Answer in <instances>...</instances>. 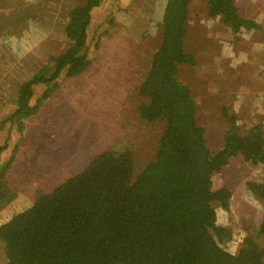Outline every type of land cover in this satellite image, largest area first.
<instances>
[{
	"label": "trees",
	"instance_id": "trees-1",
	"mask_svg": "<svg viewBox=\"0 0 264 264\" xmlns=\"http://www.w3.org/2000/svg\"><path fill=\"white\" fill-rule=\"evenodd\" d=\"M109 1L82 0L79 6L70 5L65 27L72 40L68 48L45 63L31 65L32 75L24 77L18 92L9 90L15 85L12 80L0 89V97L5 90L18 105L0 120V137L8 123L13 129H24L25 120L40 110L62 75H79L93 65L102 42L100 38L90 47L91 16ZM129 1L132 11L136 10L135 0ZM206 1L208 15L220 21L199 25L201 33L192 32L188 22L193 0H162L164 26L158 31L151 29L152 20L142 18L151 23L147 36L153 35V40L156 34L161 40L154 42L153 61L140 89L143 99L137 106L145 120H166L154 157L137 172L134 152L114 145L97 152L82 170L61 176L54 188L39 191L26 207L1 215L0 258L7 264H264V220L246 231L235 252L234 233L220 223L221 210L232 211V191L226 185L216 187L214 180L238 154L254 165L264 164V117L243 126L240 107L222 95L226 144L213 153L207 128L197 119L192 89L179 76L183 64H198V47L189 50L191 35L202 36L207 27L215 33L225 26L228 33L254 37L260 32L263 39L264 26L242 14L237 0ZM124 9L123 4L117 7ZM115 18H110L111 26ZM250 64L258 68L257 62ZM43 82L53 83L42 99L33 101L34 86ZM9 146L8 142L0 145L1 213L15 197L6 173L12 161L2 155ZM22 147L16 142L12 155L20 154ZM248 189L251 197L264 200V182L251 181Z\"/></svg>",
	"mask_w": 264,
	"mask_h": 264
},
{
	"label": "rangeland",
	"instance_id": "rangeland-1",
	"mask_svg": "<svg viewBox=\"0 0 264 264\" xmlns=\"http://www.w3.org/2000/svg\"><path fill=\"white\" fill-rule=\"evenodd\" d=\"M82 0H0V80L4 77V85L0 83V89L5 83L12 80L10 91L18 92V85L24 81V77H31L29 68L35 63H45L48 58L65 51L71 43L65 30L69 8L79 6ZM135 0L133 10L129 7V0H110L93 11L90 21L88 38H92L91 46L101 37L107 39L108 46L101 47L95 52L94 58L99 52L114 54L113 58L106 55L99 56L95 66L89 69L94 75L84 84L80 81L68 80L72 77L62 75L57 88L47 96L50 85L54 82L36 84L33 90V101L46 99L42 102L40 110L25 120L26 127L22 130L7 124L0 137V145L6 142L10 144L2 155L8 156L12 163L6 169L9 187L13 189L15 197L1 215L12 213L15 210L26 207L32 202L39 191L54 188L57 180L67 175L82 170L97 152L104 151L114 145L130 148L135 155L137 172L142 169L143 161L152 159L156 151V140L160 133H164L166 120L151 122L137 114L138 103L126 106L122 97L128 98V91H120L103 84L112 82L110 77L117 57L119 61L133 62L136 68L135 74L147 73L152 63L153 51L147 45L146 39L141 42V35L137 27L144 17L152 18V25L159 22L162 0ZM121 4L125 9L118 11ZM240 10L250 17L258 19L264 26V0H237ZM128 12L127 17L119 13ZM116 15L115 23L129 26V30L115 32L111 28L110 18ZM147 19V20H148ZM134 21L136 24H134ZM218 18L208 15L206 0H193L190 5L189 26L191 31L202 32L203 25H216ZM131 25V26H130ZM111 29L107 34L104 31ZM202 36L193 35L198 42H206L211 45L209 50L217 51L222 41H242V44L234 43L223 47L221 52L229 62L227 72L215 74L214 77H206L199 73L192 64H187L193 70H184L180 78L191 87L195 99L199 91L206 94H217L219 100V120L226 123L220 115L221 96L227 94L225 99L239 106V114L243 126L254 122L259 113L264 114V38L260 32H255L254 37L243 33H228L225 26L217 28H205ZM104 33V35H103ZM119 36V38H117ZM157 37V35H154ZM137 37L138 51L136 48L119 45L117 49L114 42L129 41ZM215 41V43H210ZM242 45V46H241ZM246 45V46H244ZM132 49L134 54L132 53ZM200 50L207 56L206 48ZM93 50H91L92 52ZM116 52V53H115ZM197 53V50H196ZM262 55V56H261ZM221 57V56H220ZM3 59V62H1ZM16 59V60H15ZM140 61V63L138 62ZM10 61V62H8ZM257 62L258 68L251 67L250 63ZM120 66V64H119ZM226 66V65H225ZM21 68L19 76L11 74ZM225 70L224 67L213 69ZM216 68V66H215ZM194 70L196 72H194ZM189 71H192L191 74ZM201 71V70H200ZM208 72V69L207 71ZM8 74V75H5ZM5 75V76H4ZM47 76H51L47 73ZM76 76V75H75ZM84 78H81V81ZM113 84H118L112 82ZM87 88V90H86ZM108 90V93L106 92ZM220 93V95H219ZM5 90L0 97V120L8 117L12 109L18 105L8 96ZM220 96V97H219ZM166 126V125H165ZM124 139H126L124 141ZM15 142H20L22 152L13 156L11 151ZM62 176V177H61ZM259 179V177H257ZM250 198V197H249ZM248 198V199H249ZM264 220V200L250 198L247 203L236 205L233 210L226 212L221 210L220 223L229 227L234 232V249L238 251V243L241 237L252 225H260ZM236 251V252H237ZM0 264H7L0 258Z\"/></svg>",
	"mask_w": 264,
	"mask_h": 264
},
{
	"label": "crops",
	"instance_id": "crops-1",
	"mask_svg": "<svg viewBox=\"0 0 264 264\" xmlns=\"http://www.w3.org/2000/svg\"><path fill=\"white\" fill-rule=\"evenodd\" d=\"M160 1L161 0H158V2H160ZM161 7H162L161 11L159 12V14H160L159 15V22H161V23L158 27H157V25H155L156 28L153 27V25H152V27H151L152 30L158 31V29L160 27L162 28L164 26V21H163L164 3L161 4ZM138 9H139V7L136 8V10H138ZM242 14H244V13L242 12ZM119 15L122 17H127L128 12L119 13ZM244 15L248 16L247 14H244ZM151 20H152V18H150V21ZM134 24H136L135 21H134ZM149 24H151V23H148V20L143 21L141 19L139 21V24H137L138 29H136V30L143 33L141 35V37L139 38V39H141V42L146 39L147 45L144 47H149V48L153 49L154 48L153 47L154 42L159 41L160 38L158 36V38L154 37L156 40L155 39L151 40L153 38V35H152V37L147 36L146 33L149 31V27H148ZM113 27H115V28H111V29L114 30L115 32L126 31V30L130 31L128 25H125V24L123 25L119 21L117 23L113 24ZM111 29H108L106 31L110 32ZM107 33H105V34H107ZM190 37L192 38L191 41H193V44H191L189 50L193 49L194 47H198L197 53H196L198 64L194 65V67L197 69V71H199V73L205 74L206 77H214L215 74H221V73L227 72L226 67H227V64L229 62L225 59V57H223V54L221 53V52L225 51V49L223 47L226 48L230 44H234V43H238L239 45L242 44L241 41H233V42L222 41L221 43H219L220 47L217 51H215V50L212 51V50L207 49V51H206L207 56H206L202 53V51L200 50V47L204 46L205 48L206 47L211 48L212 46L207 45L206 42H202V43L198 42V40H196V38H194L193 35H191ZM117 38H119V36H117ZM143 38H145V39H143ZM160 41H159V43H160ZM101 42H102L101 47H104V46H108L110 41L105 39V37L104 38L101 37ZM114 44H115V47H113L112 49H117L119 45H123L125 47H130V48H136L137 50L140 47V46L138 47L137 37H135V39H132L129 41H118V39H117V41H115ZM155 45H156V43H155ZM244 46H246V45H244ZM132 53L134 54L133 49H132ZM225 53H226V51H225ZM217 54H221L222 56L217 57L216 56ZM102 55H106V56L110 57L111 59H114L113 58L114 54H106L105 52H102V51L99 52L98 55L94 58L93 65H91L89 68L85 69L79 75L72 76V78H70L67 83L69 84L70 82L77 80V81H80L84 84L85 81H88L90 78H93L94 75L92 73H89V69L96 65L98 57L102 56ZM138 62L140 63L139 60H138ZM115 63L118 67L114 68V72H113V74H111L110 79L112 82H116L118 84H113L112 82H110L107 84H103V87L105 86L107 89H109L110 87L114 88L115 90H117V93L119 96H120V94H119L120 91H128L129 92L128 98L122 97V96H120V97L124 99V101L126 102V106L130 105V108L132 109L133 103H135V104L138 103V105H139L140 99L141 100L143 99V96H141V93H140V89H141V84L143 82V78H144L145 73L144 74L142 73L140 75L135 74V71L137 69L132 66L133 62H126V60L119 61L118 58L116 57ZM119 64H120V66H119ZM210 66L213 69H219V68L224 67L225 70H223V71L212 70L210 68ZM215 66H216V68H215ZM183 67H184V70H193L192 68H194L193 66H192V68L189 67L187 64H183ZM207 69H208V72H206ZM189 72L191 74L193 73L192 71H189ZM194 72H196V71L194 70ZM82 77L84 78L83 79L84 81H81ZM84 86H85V84H84ZM86 90H87V88H86ZM106 92L108 93V90H106ZM198 94L199 95L196 98L198 122L200 124H203L206 126V128H207V130H206L207 142H208L209 146L211 147L213 153H218L221 150H223L225 147V144H226L225 137H226V131H227V125L222 123L219 120L220 116H219L218 112H216V111H219V100H217L218 95L215 93L206 94L203 90L199 91ZM219 95H220V93H219ZM136 112H137L138 116H140L138 111H136ZM262 117H264V114L259 113V115H257V118L254 122H261L263 120ZM162 125H164V127H165L166 123H164ZM162 134L163 133H160V136H158L156 143H158V140L162 136ZM156 148H157V144H156ZM145 162L146 163L149 162V159H147ZM146 163H144V161H143L142 168H144ZM257 177H259V179H257ZM214 180H215V186L216 187H222V186L226 185L231 189L232 196H231V200H229V202L231 203L232 210H233V207H235L237 204L242 205L243 203H247V201L250 198L253 199V197H251L249 195L248 183L251 181L264 182V164L260 163L258 165H254V164L248 162L243 154H238V155L233 156L231 158L230 163L223 169V171L221 173H217L215 175Z\"/></svg>",
	"mask_w": 264,
	"mask_h": 264
},
{
	"label": "clouds",
	"instance_id": "clouds-1",
	"mask_svg": "<svg viewBox=\"0 0 264 264\" xmlns=\"http://www.w3.org/2000/svg\"><path fill=\"white\" fill-rule=\"evenodd\" d=\"M235 250V249H234ZM237 250H235V252H236Z\"/></svg>",
	"mask_w": 264,
	"mask_h": 264
}]
</instances>
